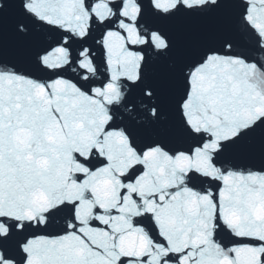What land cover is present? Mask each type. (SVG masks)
<instances>
[{
	"label": "snow or ice",
	"instance_id": "obj_1",
	"mask_svg": "<svg viewBox=\"0 0 264 264\" xmlns=\"http://www.w3.org/2000/svg\"><path fill=\"white\" fill-rule=\"evenodd\" d=\"M0 264H264V0H0Z\"/></svg>",
	"mask_w": 264,
	"mask_h": 264
}]
</instances>
